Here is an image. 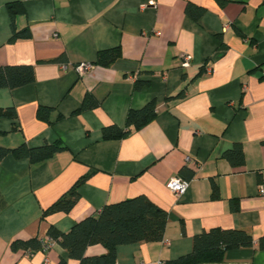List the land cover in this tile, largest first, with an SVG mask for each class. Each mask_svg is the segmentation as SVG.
<instances>
[{
	"label": "crops",
	"instance_id": "1",
	"mask_svg": "<svg viewBox=\"0 0 264 264\" xmlns=\"http://www.w3.org/2000/svg\"><path fill=\"white\" fill-rule=\"evenodd\" d=\"M13 28L29 29V38L11 41ZM113 48L120 58L111 67L93 64ZM181 56L191 58L188 67ZM82 63L91 68L79 75ZM8 65H32L35 80L0 89V109L16 113L0 118V147L60 141L66 149L37 164L12 155L0 162V264H78L53 241L35 253L11 244L47 240L51 226L67 233L140 195L167 212L164 239L118 246L116 264H166L215 228L264 235V0H0V66ZM136 82L146 85L136 90ZM88 94L96 105L80 111ZM151 101L156 117L147 126L103 138ZM40 107L51 109L47 121ZM235 144L241 167L223 158ZM179 175L189 181L182 196L167 188ZM85 176L68 213L42 217ZM105 253L100 244L85 252ZM221 264H264V251L232 250Z\"/></svg>",
	"mask_w": 264,
	"mask_h": 264
},
{
	"label": "trees",
	"instance_id": "2",
	"mask_svg": "<svg viewBox=\"0 0 264 264\" xmlns=\"http://www.w3.org/2000/svg\"><path fill=\"white\" fill-rule=\"evenodd\" d=\"M192 5H188L187 12L192 14ZM198 19L202 14L201 8H196ZM29 29L16 31L13 28L11 41L29 38ZM120 58L118 48L99 51L95 66L111 67ZM202 71L198 74L201 75ZM35 70L32 65H8L0 66V89L14 90L33 83ZM146 83L136 82L135 89L140 90ZM183 92L175 98H181ZM96 105L91 95H86L80 111ZM156 101H151L139 110H130L127 114L124 128L109 126L102 130L105 140L124 139L132 132L139 131L156 117ZM51 109L40 107L37 117L48 120ZM14 109H0V118L14 119ZM66 147L56 141L41 147L32 148L22 143L15 149L0 147V162L8 155L22 160L26 159L31 164L46 161L55 154L65 150ZM233 167H241L245 163L243 148L235 144L223 154ZM184 178L182 175H180ZM87 179V176L79 179L75 185L50 207L43 211L45 218L55 213H68L79 199L78 188ZM186 179V178H184ZM212 198H218V190L213 185ZM231 210L237 211V201L230 202ZM167 225V212L154 204L145 195H140L119 203L104 206L97 216H91L73 225L71 230L63 233L54 226L49 227L47 237L50 241L59 244L66 252L69 259L78 261V264H116L117 247L136 243H156L164 239ZM100 244L106 249L102 256L87 257L85 252L89 246ZM11 248H21L31 253L42 250V240L35 237L26 241H15ZM243 248H256L264 251V235L255 240L253 236L244 230L238 229H210L196 235L193 239V249L188 255L166 264H221L225 260L227 252ZM57 264H67L65 259H60Z\"/></svg>",
	"mask_w": 264,
	"mask_h": 264
},
{
	"label": "built area",
	"instance_id": "3",
	"mask_svg": "<svg viewBox=\"0 0 264 264\" xmlns=\"http://www.w3.org/2000/svg\"><path fill=\"white\" fill-rule=\"evenodd\" d=\"M156 35H159V33H156ZM191 63V58L189 56H181V66L182 67H188ZM91 65L87 63H82L79 66H77V72L79 75H84L88 70H90ZM263 76H264V71H263ZM188 162H190V159H187ZM167 188L173 192L177 196H182L184 195L188 188H189V181L185 180L182 178L180 175L179 176H174L171 179H169L167 183ZM261 193L264 191L261 190ZM52 241L49 239L47 240H42V251L46 252L49 248V245ZM31 253V251H28ZM159 264H165L164 262H160Z\"/></svg>",
	"mask_w": 264,
	"mask_h": 264
}]
</instances>
